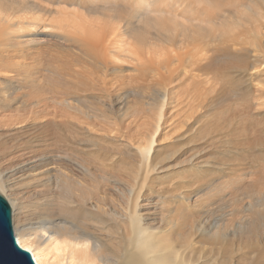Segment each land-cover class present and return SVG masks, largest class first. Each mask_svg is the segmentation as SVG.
I'll list each match as a JSON object with an SVG mask.
<instances>
[{
  "label": "bare ground",
  "instance_id": "bare-ground-1",
  "mask_svg": "<svg viewBox=\"0 0 264 264\" xmlns=\"http://www.w3.org/2000/svg\"><path fill=\"white\" fill-rule=\"evenodd\" d=\"M257 170L231 192L258 193L245 225L211 235L218 202L187 211ZM99 173L117 209L85 194ZM21 180L48 195L25 203ZM0 190L36 264H264V0H0Z\"/></svg>",
  "mask_w": 264,
  "mask_h": 264
},
{
  "label": "rangeland",
  "instance_id": "rangeland-1",
  "mask_svg": "<svg viewBox=\"0 0 264 264\" xmlns=\"http://www.w3.org/2000/svg\"><path fill=\"white\" fill-rule=\"evenodd\" d=\"M42 79H46L45 76L42 77ZM150 94H155V89H151ZM31 97L34 98L33 95ZM46 97H50L48 93H46L45 90H39L37 93L36 97L34 98L35 100L39 101L42 100ZM229 103L233 104L234 101L231 100V97H225ZM184 99V98H182ZM51 101H57L58 99L56 98H51ZM186 100L182 103H180L175 109L177 110H187L189 109V106L186 105ZM38 106L42 107L40 104ZM139 108H145L148 109L149 107L147 106H139ZM228 114V112L223 113V118ZM38 121H41L40 119ZM37 121V122H38ZM130 121L127 120L125 121V125ZM121 120L117 119V123H120ZM146 123H151V124H156V119L150 118L149 120H134L132 121V124L130 126L132 132H141L145 130V124ZM199 122L197 123V127L199 126ZM51 128L46 129V135H49L52 130ZM224 127H221L220 129L213 128L208 121H204L203 123L200 124L199 129H198V136L197 139H200L202 135L205 133H208L211 136L212 142L214 140H217L219 137L218 135L223 131ZM35 134L29 135V137H33ZM103 134H100L102 136ZM165 137L162 136V141L165 140ZM260 138L258 137V140ZM101 143L107 145L108 147L111 146L110 142L106 138H101L100 139ZM134 149H137L138 144L133 146ZM133 149V148H132ZM115 152V151H114ZM67 165V164H66ZM69 166V165H67ZM35 173H32L33 176H30L32 180H36L37 183H40L38 179H36ZM118 176H120L124 181L127 178L125 174L122 171L117 172ZM82 178L83 175H80ZM86 182L88 183L87 186V191L86 195L90 198V201L92 202V198L96 194L98 197H106L108 198L105 200L103 206L104 208L109 211L111 209H117V198L118 195L124 193V187L122 184H116L113 183L105 174L99 173L98 174V182L100 186V191L97 192V189L91 185V183L88 181V179H85ZM238 181H240V184L242 185H248L249 183H254L258 182V170L253 173V171H246L244 172L240 177L236 178V180H230V181H218V184L212 187L211 189H208L204 192H207L204 197L200 196H194L192 201H191V206L187 207V211L192 208L195 210V212H200L204 209L208 208V205L212 202H218V205L212 208V211L208 212L206 217L207 219H203L202 225L203 227L208 228V231L210 234H217L224 227L227 229H233L235 226H238L240 224L245 225L251 217L254 215L256 211H258V193H250L248 195H238L233 194L231 192L234 191L235 186L237 185ZM34 182L31 184L23 183V181H19L17 184H15V190L18 192V196L23 198L24 202L27 204H30L32 202V192L36 190L39 192L41 196H47L48 195V188H46L44 185H39V186H32ZM36 185V184H35ZM32 186V187H31ZM41 186V187H40ZM247 187L246 189H248ZM31 189V190H30ZM202 192V193H204ZM0 194L9 202L11 209H12V204L10 202V198L8 197L7 194L3 193L0 190ZM157 199H154L156 201ZM224 201V202H223ZM13 214V213H12ZM13 219V216H12Z\"/></svg>",
  "mask_w": 264,
  "mask_h": 264
},
{
  "label": "water",
  "instance_id": "water-1",
  "mask_svg": "<svg viewBox=\"0 0 264 264\" xmlns=\"http://www.w3.org/2000/svg\"><path fill=\"white\" fill-rule=\"evenodd\" d=\"M0 264H36L31 252L19 245L14 232L11 206L1 194Z\"/></svg>",
  "mask_w": 264,
  "mask_h": 264
}]
</instances>
